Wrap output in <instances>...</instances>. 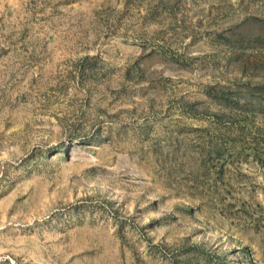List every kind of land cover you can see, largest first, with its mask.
<instances>
[{"label":"rangeland","instance_id":"374dc122","mask_svg":"<svg viewBox=\"0 0 264 264\" xmlns=\"http://www.w3.org/2000/svg\"><path fill=\"white\" fill-rule=\"evenodd\" d=\"M0 264H264V0H0Z\"/></svg>","mask_w":264,"mask_h":264}]
</instances>
